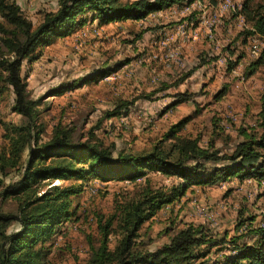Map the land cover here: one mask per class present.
<instances>
[{
  "label": "rangeland",
  "instance_id": "rangeland-1",
  "mask_svg": "<svg viewBox=\"0 0 264 264\" xmlns=\"http://www.w3.org/2000/svg\"><path fill=\"white\" fill-rule=\"evenodd\" d=\"M14 1L34 24L42 20L45 12L57 7V0ZM203 1L175 3L140 22L127 19L99 24L86 12L82 26L38 47L36 59L31 63L24 61L21 74L27 78L31 96L43 97L38 106L39 121L45 124L42 140L48 139L53 125L61 122L75 125L74 135L82 133L81 139L93 127L103 145H114V153H138L151 150L172 125L186 117L189 120L178 134L198 138L203 147L213 143L210 149H219L220 153H231L238 142L258 136L259 111L264 100V52L255 54L251 44L249 47L248 40L256 37L248 34L252 22L241 10L246 26L240 28L236 13L223 12L222 0L215 5L214 0ZM243 1L238 3L242 6ZM208 3L219 14L217 24L210 23L211 37L208 28L201 24L202 11L198 10L202 7L204 11ZM260 57L263 63L245 77L250 63ZM120 61L127 63L114 70ZM104 69L113 71L81 83V78ZM189 71L190 75L173 85ZM67 81L79 84L62 94L50 95L52 87ZM164 84L170 86L163 89ZM156 90L159 91L153 98L142 97ZM223 90V96L215 99L214 95ZM181 92L193 93L192 99L164 112L174 100L173 95ZM10 97L8 91H1L0 146L7 143L4 134L10 130L8 123L19 120V115L10 111ZM136 97L127 114L103 118L97 125L105 111ZM169 143L167 140L163 145L168 147ZM13 178L12 173L4 181ZM146 180L153 188L178 183L176 178L154 171L146 172L135 182L96 178L76 181L82 188L70 196L74 214L35 246L42 248L46 264H91V253L100 244L99 225L116 213L120 203L138 195ZM72 182L44 180L37 191L41 194L52 185ZM17 207L18 201L13 197L2 203L6 212L15 213ZM189 225L201 229L210 239L195 248L196 256L190 264L206 259L224 260L231 255L233 243H255L257 235L253 231L264 225V180L231 177L212 185L190 186L184 195L165 204L142 224L136 249L154 251ZM112 227L107 240L110 250L119 239L115 224ZM15 228L13 222L9 230Z\"/></svg>",
  "mask_w": 264,
  "mask_h": 264
},
{
  "label": "trees",
  "instance_id": "trees-1",
  "mask_svg": "<svg viewBox=\"0 0 264 264\" xmlns=\"http://www.w3.org/2000/svg\"><path fill=\"white\" fill-rule=\"evenodd\" d=\"M195 0H57L53 11L45 12L42 20L34 24L14 0H0V93L10 94V111L19 120L9 122V132L4 134L5 145L0 146V264H46L42 248L36 244L74 212L70 196L81 191L76 181L96 178L101 181L117 180L135 182L146 172L154 171L172 176L178 183L169 187L150 186L148 180L138 195L123 201L116 213L99 225L100 244L91 253V264H190L195 258V248L210 241L201 229L187 226L173 234L169 242L154 251L136 249L140 227L152 218L165 204L185 194L190 186H207L231 177H252L264 180V100L259 111L258 136H249L236 144L231 153H220L200 145L198 138L179 135L189 120L181 119L172 125L164 137L151 150L132 153L105 146L96 138L93 127L85 139L82 133L75 137V125L55 123L48 139L42 140L45 124L39 121L38 106L43 97L33 98L27 78L21 74L23 62L31 63L37 57L36 49L49 45L53 40L66 36L82 26L86 17L99 24L118 20H140L175 3L191 4ZM244 0L236 15L245 13L252 22L248 34L264 41V0ZM219 2V0H214ZM216 3V4H217ZM246 26V24H245ZM262 41V40H261ZM262 41V42H263ZM264 46V43H263ZM261 52H264L261 50ZM262 57L250 63L245 77L250 76ZM120 61L114 70L126 64ZM113 71L104 69L95 75L83 77L85 84ZM190 71L173 83L178 84ZM78 81L62 82L52 87L50 95H59L78 86ZM170 85L164 84L163 89ZM157 91L142 95L153 98ZM224 90L214 95L223 96ZM193 93L181 92L166 105L164 112L181 102L192 99ZM140 97V96H139ZM136 97L105 111L98 119L127 114ZM264 99V94H263ZM169 140L168 147L163 145ZM14 178L4 179L10 174ZM71 180L66 186L52 185L43 193L38 188L44 180ZM75 181V182H74ZM13 197L18 201L15 213L2 209V203ZM14 222L16 228L9 230ZM113 224L119 235L112 250L108 248V235ZM257 235L253 244L233 243L231 255L224 260L206 259L200 264H264V225L253 231Z\"/></svg>",
  "mask_w": 264,
  "mask_h": 264
},
{
  "label": "crops",
  "instance_id": "crops-1",
  "mask_svg": "<svg viewBox=\"0 0 264 264\" xmlns=\"http://www.w3.org/2000/svg\"><path fill=\"white\" fill-rule=\"evenodd\" d=\"M203 1V0H202ZM204 2V1H203ZM221 2V0H219L218 4ZM217 2L213 3V5H215ZM222 4L224 3H227L228 4V7H222V9H224L223 12H226L225 14L229 13V12H237L240 8H241V5L238 3V0H237V3H236V0H222L221 2ZM208 7L203 10L202 7H199L198 10L202 11V17L203 15H208V18H212V15L214 14H217L216 12H214V6L212 5V3H208ZM186 10L190 9V5L188 7L185 8ZM212 13H209L211 12ZM157 13V12H155ZM159 13V12H158ZM208 13V14H207ZM236 24L238 25V27L241 28V26H245V21H244V18L241 14H237L236 15ZM202 17H201V20H202ZM207 18V17H206ZM121 20H118V21H114V23L116 22H120ZM134 22H140V20H133ZM239 23V24H238ZM204 26H206L209 30V33H211V28L213 27L210 23H204ZM207 32V31H206ZM262 42V41H261ZM248 43H249V47H250V40H248ZM263 44V42H262ZM251 49L253 50V45L251 44ZM255 51V54H257L256 52H261V50H253ZM251 52V51H250ZM252 54V53H251Z\"/></svg>",
  "mask_w": 264,
  "mask_h": 264
},
{
  "label": "built area",
  "instance_id": "built-area-1",
  "mask_svg": "<svg viewBox=\"0 0 264 264\" xmlns=\"http://www.w3.org/2000/svg\"><path fill=\"white\" fill-rule=\"evenodd\" d=\"M236 3H237V0H236ZM222 7H228V6L222 5ZM218 20H219V14H215V18H206V16L203 15L202 20H201V24L204 26V23H211L215 26V24H217ZM211 36H212V33H209V37H211ZM250 43L253 45V50H263V48H264L261 40L259 38H257V36L255 38H252L250 40Z\"/></svg>",
  "mask_w": 264,
  "mask_h": 264
},
{
  "label": "bare ground",
  "instance_id": "bare-ground-1",
  "mask_svg": "<svg viewBox=\"0 0 264 264\" xmlns=\"http://www.w3.org/2000/svg\"><path fill=\"white\" fill-rule=\"evenodd\" d=\"M222 5H227L228 6V4L227 3H224V4H222ZM214 18H215V15H214ZM251 44V43H250Z\"/></svg>",
  "mask_w": 264,
  "mask_h": 264
}]
</instances>
